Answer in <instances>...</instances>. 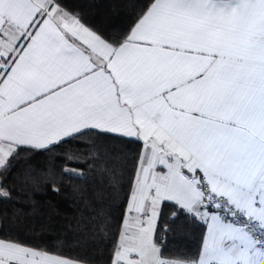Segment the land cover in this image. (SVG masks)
<instances>
[{"label": "crops", "instance_id": "obj_1", "mask_svg": "<svg viewBox=\"0 0 264 264\" xmlns=\"http://www.w3.org/2000/svg\"><path fill=\"white\" fill-rule=\"evenodd\" d=\"M3 71L0 167L86 129L144 142L115 264H264L208 203L200 260H166L155 240L163 202L189 210L179 190L189 174L203 195V170L264 222V0H155L119 45L53 0H0ZM38 253L0 238V264H86Z\"/></svg>", "mask_w": 264, "mask_h": 264}, {"label": "trees", "instance_id": "obj_2", "mask_svg": "<svg viewBox=\"0 0 264 264\" xmlns=\"http://www.w3.org/2000/svg\"><path fill=\"white\" fill-rule=\"evenodd\" d=\"M119 45L155 0H53ZM144 142L86 129L47 147L18 145L0 167V238L86 264H115ZM68 167L82 170L70 173ZM208 224L165 200L155 240L166 260H200Z\"/></svg>", "mask_w": 264, "mask_h": 264}, {"label": "built area", "instance_id": "obj_3", "mask_svg": "<svg viewBox=\"0 0 264 264\" xmlns=\"http://www.w3.org/2000/svg\"><path fill=\"white\" fill-rule=\"evenodd\" d=\"M3 62V60H1ZM6 71V69H5ZM5 72L0 73V80ZM199 185L203 192L204 198L208 204L218 209L222 219L228 224H241L243 231L251 234L254 239L264 248V222L250 214L242 212L235 201L226 191L219 189L210 172L199 171L197 173ZM162 264H170L168 261ZM214 264H243L232 261H215Z\"/></svg>", "mask_w": 264, "mask_h": 264}, {"label": "rangeland", "instance_id": "obj_4", "mask_svg": "<svg viewBox=\"0 0 264 264\" xmlns=\"http://www.w3.org/2000/svg\"><path fill=\"white\" fill-rule=\"evenodd\" d=\"M67 171L70 173H75V174H81L82 173V170L79 168H76V167H68ZM187 177H188L187 186L185 188L182 187L179 190L180 192L184 191L183 193L180 194V197H181L180 199H182L181 201H183L187 205V208L192 213L198 215L199 217H201L202 219L207 221V212H209V205L207 204V201L205 200V198L203 197L199 188L197 187L196 180H195L196 177L193 175L190 176L189 174L187 175ZM0 195L8 197L9 193L6 189H4L3 187L0 186ZM199 207L205 210L203 213L206 216L202 215V210H200ZM38 252H40V254L38 253L37 255L41 256V259H42V257L44 256L43 254H45V253L42 251H39V250H38ZM30 255L33 256L34 254H30ZM46 255L47 256H55L56 258H63L59 255H54L51 253H46ZM18 257L20 259H30L27 261H35L33 259V257L29 258L26 253L25 254H18ZM41 259H40V261H41Z\"/></svg>", "mask_w": 264, "mask_h": 264}]
</instances>
